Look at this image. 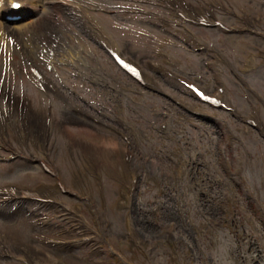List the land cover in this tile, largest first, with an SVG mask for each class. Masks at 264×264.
Masks as SVG:
<instances>
[{
  "label": "rangeland",
  "instance_id": "374dc122",
  "mask_svg": "<svg viewBox=\"0 0 264 264\" xmlns=\"http://www.w3.org/2000/svg\"><path fill=\"white\" fill-rule=\"evenodd\" d=\"M137 1V4L143 5L149 11L158 12L176 20L160 3L149 0ZM226 1L239 11H243L240 13L254 17L260 16L262 19L264 17V0ZM44 2L48 6L46 12L39 13L30 22L34 28V38L39 46L36 49V56L31 59L54 79L57 75L63 78L66 85L60 87L59 98L52 96L46 99L30 87L25 79L27 64L19 59L14 51H10V40L7 44L0 42V56L10 59L13 70L0 72V82L7 83L10 90L20 98L26 99L30 110L35 114L40 112L43 115L45 105L51 103L52 132L56 128L53 135V150L60 169L62 165L65 168V162L64 155L61 156L60 161L58 154L65 152L62 147L68 134L72 136L74 132L89 137L100 135L95 126L86 125L82 115L71 114L70 105L81 103V100L70 92L72 88L89 100L87 104L94 107L93 111L98 108V105L100 110L106 113H109L108 110H104L106 107L109 110L115 109L110 115L111 120L106 121L107 123H114V116L122 115L126 122L132 124L131 126L139 128L140 135L145 133L149 136L150 141L141 143L136 141L134 136V144L137 143L138 153H140L138 155L159 157L165 171V175L162 176L156 168H149L148 172L141 173L133 196L124 198L127 200L125 206L122 208L118 206L119 211H116L118 192L127 179L129 182L128 168L121 166L118 169L120 172L118 177L116 172H109L107 167H103L100 172L106 201L110 206L111 233L106 232L101 237L98 236V240L96 237L95 243L100 241L101 248L97 245L95 250L88 247L73 248L65 253L59 251L58 255L63 257L59 256L58 259L65 260L66 264H107L110 258L106 256V252L110 245L111 249L118 254L120 252L121 260L117 256L112 257L109 264L117 262L120 264L125 259L138 264H264V137L261 133L239 123L223 111H216L217 118L229 120L238 137V143L231 140L218 120H205L190 115L179 119L169 96L182 97L192 105L193 100L188 93L164 77H159L158 90L138 87L114 67L109 58L89 41L85 33L79 31V24L72 8L66 5L67 8L61 6L64 4L55 0H44ZM82 2L115 10V17L101 14L95 16L103 21L115 42L121 48L124 46L126 50H130L137 58L154 57L166 62L172 56L180 68L178 71L188 76H200L207 81L210 80V72L217 70L233 103L242 112L249 114L246 98L248 94L250 96V93L236 82L220 63L209 66V60L213 59V56L196 51L187 35L178 30L173 22H170V25L163 23L154 14L144 16L127 13L123 11L120 5L123 3L119 0H82ZM223 16L231 23H236L230 14L223 13ZM1 22L7 32L6 40L17 38L20 42L21 38L13 31L14 27L3 20ZM254 23L257 28H264L262 21L255 20ZM117 25L118 29H116ZM124 25L129 26L127 33L123 30ZM195 30L201 38L223 49L238 70L243 68L244 58L254 53L255 65L248 68L244 75L264 99V56L258 54L259 49H264V39L250 33L225 35L216 29ZM74 31L80 33L79 40L74 36ZM55 38H60L66 44L70 42L71 48L69 45L67 47L75 53L78 51L74 48L78 45L81 48L84 47L87 59L90 56L89 61L93 60V56L96 63H102L110 74L125 80L132 92L131 96H134V98L128 97V102L134 99L137 103L132 102L130 107L123 111L117 110L115 100L119 96L98 83L94 86L89 85L85 80L86 76L76 78L70 66L59 63L48 66L44 59L49 50L57 48ZM147 59L142 61L143 65ZM88 71L87 68L84 74H88ZM123 98L125 99V96ZM256 105L264 118V106L260 102H256ZM154 108L160 109L162 113L160 118H158L160 115L158 111L155 112L157 119L154 118ZM163 119H167L170 123L166 135L160 133L157 128L158 123ZM17 122L21 126V121ZM97 127L103 129L105 141L113 138L106 128ZM243 128L247 129V134H244ZM242 143H246L249 155L242 152ZM173 150L176 155H170L171 158H168L167 154H171ZM223 151L227 161L233 162L234 167L241 165L244 167L240 177L227 175L223 171L219 156V153ZM34 152L37 153V150ZM174 163L182 164L180 177L173 178ZM167 173L170 176H167ZM190 176H194L198 183L189 179ZM115 177L120 181H109ZM39 181L53 184V179L47 177L35 164L31 165L20 160L0 164V186L9 184L8 182L28 186ZM43 182L38 184H45ZM190 182H194L192 184L195 186L190 185ZM90 183L93 181L90 180ZM255 184L260 185V190L256 191ZM249 189L255 194L259 193L260 198L257 201L261 204L263 212L258 210L254 204L255 200L246 199L244 191ZM92 191L96 192L94 196L92 195L96 199L95 207L98 212H101L103 208L101 194H98L95 187H92ZM233 194H236L240 200H232ZM60 197L66 199L63 200L64 202L78 209L84 216L85 222L88 220L94 227V219L83 201L68 199L69 197L64 195ZM154 206H158L155 212L143 213L144 207ZM53 211L47 205L27 202L0 205V235L6 234L10 241L9 247L6 248L15 255L21 254L13 249L23 242H28L38 249L36 257L40 264H52L51 260L56 257L51 253L52 246L46 245L44 240L47 236L63 237L64 234L52 232L51 228L54 226L38 227L35 216L39 213L52 214ZM206 221L209 223L207 224ZM67 223L70 224L69 221ZM192 225L197 226L198 230H193ZM132 228L137 233L138 231L143 233L141 238L135 236L137 239L146 241L138 246L141 249L140 252L137 247L128 245L130 236L126 233ZM1 245L0 243V264L4 261H9V264H20L15 259L4 258V248Z\"/></svg>",
  "mask_w": 264,
  "mask_h": 264
},
{
  "label": "bare ground",
  "instance_id": "6f19581e",
  "mask_svg": "<svg viewBox=\"0 0 264 264\" xmlns=\"http://www.w3.org/2000/svg\"><path fill=\"white\" fill-rule=\"evenodd\" d=\"M5 1V0H4ZM3 1V4H4ZM9 1V0H7ZM21 1V0H20ZM38 3L36 2V12L31 16V17H26L21 20L12 22L11 25L14 27V30L19 37L21 38V43L25 46V51L27 56L34 57L36 56V49L39 47L38 42L34 38V28L30 24L31 21H33L34 16L36 17L38 13H40V0H37ZM2 4V0H0V15H4L5 12L2 10L4 9V5ZM23 7L21 5V8L18 10H21ZM48 9V6L45 4L44 7L41 9L42 12H46ZM17 10V11H18ZM38 12V13H37ZM7 32L2 26V22L0 21V42L5 43L7 40ZM12 49L15 50V46H12ZM67 55V54H65ZM62 56L51 60L50 58L46 59V62L48 65H53L54 61L57 59H60L62 61ZM12 63L10 60L5 59L0 56V72H4L6 70H12ZM3 106L7 107V109L10 111L12 114V117L17 120L19 118V115L22 114V119H27L28 122L31 123V127L33 126L35 128V142L39 143L38 137L41 135H36L37 130L42 127V125L47 121L45 118V115L43 116H34L32 114L28 115L29 108H28V101L26 99L20 98L17 96L14 92H12L7 83L0 84V108ZM40 115V114H38ZM42 141V140H40ZM81 223V221H80ZM82 224V223H81ZM70 238V237H69ZM67 247L66 249H68ZM38 264V263H36Z\"/></svg>",
  "mask_w": 264,
  "mask_h": 264
},
{
  "label": "snow or ice",
  "instance_id": "6c2138e0",
  "mask_svg": "<svg viewBox=\"0 0 264 264\" xmlns=\"http://www.w3.org/2000/svg\"><path fill=\"white\" fill-rule=\"evenodd\" d=\"M16 6H19V5H16Z\"/></svg>",
  "mask_w": 264,
  "mask_h": 264
}]
</instances>
